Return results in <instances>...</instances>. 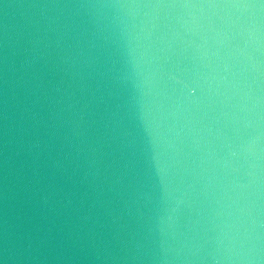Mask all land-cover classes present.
<instances>
[{
    "label": "water",
    "instance_id": "water-1",
    "mask_svg": "<svg viewBox=\"0 0 264 264\" xmlns=\"http://www.w3.org/2000/svg\"><path fill=\"white\" fill-rule=\"evenodd\" d=\"M0 264H264V0H0Z\"/></svg>",
    "mask_w": 264,
    "mask_h": 264
}]
</instances>
